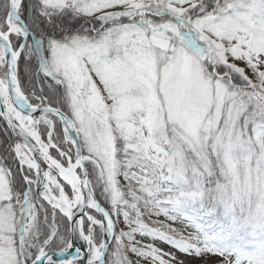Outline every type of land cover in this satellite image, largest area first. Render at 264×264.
Instances as JSON below:
<instances>
[{
    "label": "snow or ice",
    "instance_id": "1",
    "mask_svg": "<svg viewBox=\"0 0 264 264\" xmlns=\"http://www.w3.org/2000/svg\"><path fill=\"white\" fill-rule=\"evenodd\" d=\"M0 264H264V0H0Z\"/></svg>",
    "mask_w": 264,
    "mask_h": 264
}]
</instances>
